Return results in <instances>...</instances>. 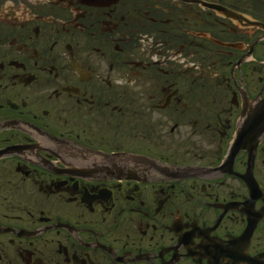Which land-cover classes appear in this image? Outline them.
Listing matches in <instances>:
<instances>
[{
	"label": "flooded vegetation",
	"instance_id": "flooded-vegetation-1",
	"mask_svg": "<svg viewBox=\"0 0 264 264\" xmlns=\"http://www.w3.org/2000/svg\"><path fill=\"white\" fill-rule=\"evenodd\" d=\"M0 264H264V0H0Z\"/></svg>",
	"mask_w": 264,
	"mask_h": 264
}]
</instances>
